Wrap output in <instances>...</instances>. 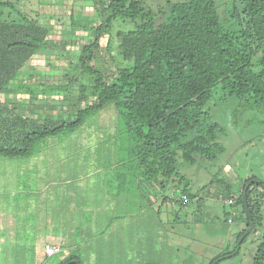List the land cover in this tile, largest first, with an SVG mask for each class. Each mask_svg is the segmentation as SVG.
I'll list each match as a JSON object with an SVG mask.
<instances>
[{
  "label": "trees",
  "instance_id": "trees-1",
  "mask_svg": "<svg viewBox=\"0 0 264 264\" xmlns=\"http://www.w3.org/2000/svg\"><path fill=\"white\" fill-rule=\"evenodd\" d=\"M90 1L97 24L87 29L88 41L63 68L66 82L61 84L39 83L34 67L31 72L21 71L33 56L50 48V27L39 23L38 14H6L2 9L13 10L12 5L0 2V96L18 97L17 104L0 102V156L25 157L37 141L75 130L112 102L134 144L135 166L129 169L139 183L161 192L168 185L170 189L182 185L180 196L187 200L189 184L177 172V161L193 165L223 151L218 142L223 128L211 121L205 107L217 88L227 96L251 100L264 112V0H239L242 19L235 30L221 24L215 0ZM123 22L134 27L113 35V23ZM104 37L105 50L116 61L110 77L88 64L97 57ZM23 96L27 104L20 106ZM52 96H60L64 113H44L42 119L45 107L35 108L40 102L36 98ZM249 181L253 182L247 186ZM214 186L221 199L235 198L232 205L241 206L246 228L254 223L250 234L261 229L251 264H264V182L241 179L239 191L232 195L230 185L218 180L201 193ZM166 193L156 210L173 199L171 192ZM179 203L185 206L183 200ZM240 236L244 232L237 240ZM233 252L238 249L214 257L209 264ZM72 261L80 264L73 257L63 263Z\"/></svg>",
  "mask_w": 264,
  "mask_h": 264
},
{
  "label": "rangeland",
  "instance_id": "rangeland-1",
  "mask_svg": "<svg viewBox=\"0 0 264 264\" xmlns=\"http://www.w3.org/2000/svg\"><path fill=\"white\" fill-rule=\"evenodd\" d=\"M0 2L10 3L14 10L3 8L2 12L38 14L39 23L51 29L47 38L50 48L33 56L21 71L31 72L34 67L32 73H38L39 83L66 82L62 79L63 68L74 60L80 45L88 41L87 29L98 21L92 1ZM215 5L226 29L239 27L242 19L239 0H215ZM112 27L114 35L117 30L132 29L134 24L113 23ZM105 42L106 37L99 40L97 57L88 64L110 77L115 74L116 61L107 54ZM122 66L126 67L127 63L122 62ZM217 89L205 107L211 121L223 128L218 138L223 151L214 159H198L193 165L179 159L177 172L186 177L191 198H181L182 185L171 189L168 185L164 191H170L173 199L158 210L157 205L152 209L146 205L147 195L154 188L141 185L134 170L129 169L135 166L134 144L123 127L120 109L112 102L87 117L75 130L37 141L28 156V163H38V172L32 175L25 172L27 158H22L20 168L12 159L0 157V183L4 182L3 178L8 180L14 178L12 173H18L25 183L53 184L55 190L58 187V193L53 195L64 192L63 198L58 199L64 201L65 208L59 212L63 222L52 225L55 231L44 232L46 240L57 246L49 263L62 264L73 257L80 264H209L214 257L236 247L237 254L225 255L216 264H251L255 247L261 241V229L257 227L256 233L245 235L247 228L241 206L229 205L221 199L215 186L205 189L202 196L201 191L208 183L220 180L228 183L235 195L241 179L264 182V112L253 107L249 99L227 96ZM17 98L0 96V102L18 103ZM23 98L26 97H20ZM36 101L40 102L34 104L35 108L45 107L41 109L42 119L44 113H64L65 104L60 96L36 98ZM19 104L24 106L27 102L23 99ZM29 108L34 110L32 105ZM33 117L37 114L33 113ZM67 184L79 187L65 190ZM232 199L234 202L235 198ZM18 206L19 214L24 216L23 205ZM46 210L53 211L50 206ZM227 217L231 223L226 221ZM71 229L72 239H64L70 236ZM241 232L245 236L237 240ZM16 250L19 249L12 244H0V264L1 259L15 264L10 253Z\"/></svg>",
  "mask_w": 264,
  "mask_h": 264
},
{
  "label": "crops",
  "instance_id": "crops-1",
  "mask_svg": "<svg viewBox=\"0 0 264 264\" xmlns=\"http://www.w3.org/2000/svg\"><path fill=\"white\" fill-rule=\"evenodd\" d=\"M13 104H17V101L13 102ZM29 116H33V113H29ZM28 156H25L27 158L25 165L28 167L25 172L27 175H32L38 172V163H28L30 160ZM3 158L12 159L13 162H17L16 164H20L19 167L21 168L23 157ZM12 174L14 178L8 180L3 178L4 182L0 183V244H12L13 248L19 249L14 253H10L14 258L15 264H61L58 262L49 263V260L56 254L57 246L46 240L44 232L55 231L52 225L60 223V221L63 222L59 212L65 208L64 201L58 199L63 198L64 192L60 196L57 194L53 195L51 193L58 191V187L55 190L53 184L25 183L22 175L19 178L18 173ZM57 174L61 175V172L57 170ZM6 177H10V174H7ZM65 187V190L68 188L72 190L79 186L67 184ZM163 192L166 193L165 191H155L154 189V192L152 191L151 194H148L146 198L147 207L152 209L158 204L160 198L164 196ZM169 193L170 191L166 195ZM202 195L203 193H201ZM22 196L25 199H19ZM29 197L30 200L28 199ZM18 204L23 205L24 216L19 214ZM67 205L69 206L71 203ZM49 206L53 211L48 212L46 210ZM52 214H55V217H52ZM73 233L74 231L71 229L70 236L64 239H72ZM45 245L54 247L56 251L52 255H46L44 253ZM38 246L40 249H37ZM1 263L9 264L8 260L5 263L3 259H1Z\"/></svg>",
  "mask_w": 264,
  "mask_h": 264
},
{
  "label": "built area",
  "instance_id": "built-area-1",
  "mask_svg": "<svg viewBox=\"0 0 264 264\" xmlns=\"http://www.w3.org/2000/svg\"><path fill=\"white\" fill-rule=\"evenodd\" d=\"M183 200H185V197L183 196V197H181ZM221 198V197H220ZM225 202H227L229 205H232L233 204V199L232 198H228V199H226V200H224ZM233 215H234V213H233ZM228 223H231L232 222V220L231 219H228V221H227ZM45 249H44V252H45V254L46 255H52L55 251H56V249L54 248V247H51V246H49V245H46L45 247H44Z\"/></svg>",
  "mask_w": 264,
  "mask_h": 264
},
{
  "label": "water",
  "instance_id": "water-1",
  "mask_svg": "<svg viewBox=\"0 0 264 264\" xmlns=\"http://www.w3.org/2000/svg\"><path fill=\"white\" fill-rule=\"evenodd\" d=\"M252 182H253V181H249V182L247 183V186L250 185ZM243 203H244V209H245L246 215L248 216L249 219H251V215H250V213H249V211H248V209H247V206L245 205V196H243ZM253 228H254V223H253V222H250V224H249L247 230L245 231V235H247L248 233H250V232L253 230ZM73 263H74V264H79V263L76 262V261L73 262Z\"/></svg>",
  "mask_w": 264,
  "mask_h": 264
}]
</instances>
